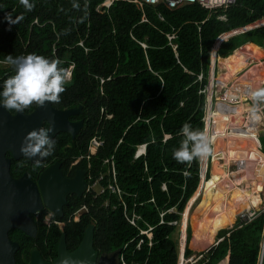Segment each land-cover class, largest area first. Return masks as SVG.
I'll return each instance as SVG.
<instances>
[{"label":"trees","instance_id":"1","mask_svg":"<svg viewBox=\"0 0 264 264\" xmlns=\"http://www.w3.org/2000/svg\"><path fill=\"white\" fill-rule=\"evenodd\" d=\"M105 1L31 0L35 7L26 11L19 0H0L3 6L0 9V61L10 54L18 57L36 53L59 59L63 68L74 64L60 102L51 105L62 108L82 103V116L86 117L88 129L75 142L66 133H60L55 138L56 145L70 143L71 147L63 154L50 155L43 162L50 163L54 159L66 164L73 162L88 153L90 139L99 132L106 139V145L91 161L92 174L97 177L105 172L104 160L114 156L116 181L122 191L120 198L108 192L95 200L90 195L85 201L90 206L88 214L80 222L69 223V215L84 203L83 199L74 198L65 217L52 220L65 223L52 222L47 226L42 218L35 238L10 230V239L19 245L16 264H26L34 247L46 261L56 258L63 232L68 250L75 251L91 223L96 224L94 246L100 254L119 250L128 262L177 264L175 233L178 230L180 234L182 259L188 220L185 210L195 193L192 205L200 199L198 184L206 159L201 158L200 169L199 158L190 163H178L173 152L184 139L180 129L185 123L204 131L206 109L214 110L210 114V129H206L213 140L210 177L222 173L217 163L225 164V172L217 199L201 220L200 230L213 234L226 228L230 218L236 221L243 212L259 210L257 208L264 201L261 196L264 157L255 155L249 148L258 147V141L252 137L257 134L256 126L264 125L263 112L257 114L259 120L253 118L249 99L250 91L264 87V70L258 71L257 67L249 66V62L259 63L263 51L258 47H252L255 53L249 49L236 51L247 42L264 47V27L238 34L220 44L215 54L214 71L220 63L221 71L226 73L217 80L219 84L226 85L228 78L244 70L233 79L231 87L223 91L215 89L217 96L213 104V101L210 105L206 103L214 43L221 35L229 36L239 29L244 32L250 29L249 25L264 20V0H237L227 9L212 12L197 3L171 8L163 1L140 6L135 0H113L109 7L99 8ZM74 2L79 8L73 7ZM7 12L12 13L13 19L23 16L11 30L5 20ZM221 17L224 18L219 19ZM35 20L39 25L33 24ZM212 67L211 62L209 93L214 81ZM14 74L10 65L0 62V91L3 81ZM102 108L105 109L102 111ZM242 113L249 115L245 125L241 123L243 115L233 117V124L229 126L228 117ZM143 144L146 145L145 155L134 159L136 146ZM241 161L235 171L228 169L229 165ZM79 167L87 170V161L83 160L76 168ZM211 186L207 171L203 195L191 221L196 220L210 197ZM107 199L109 206L104 207ZM122 203L129 217L139 216L136 226L125 220ZM162 219L163 224L160 223ZM173 222L177 224H169ZM149 226L153 230L148 237L138 236L140 229ZM220 233L217 237L220 241L215 239L212 243H209L210 237L195 234L190 242L186 234L185 256L203 247L202 258L197 264H218L225 257H228V264H259L264 239V208L241 228L233 226ZM140 238L144 241L136 250ZM149 241L153 243L151 247Z\"/></svg>","mask_w":264,"mask_h":264},{"label":"water","instance_id":"2","mask_svg":"<svg viewBox=\"0 0 264 264\" xmlns=\"http://www.w3.org/2000/svg\"><path fill=\"white\" fill-rule=\"evenodd\" d=\"M249 28L244 32L251 31L252 25ZM234 33L236 35L242 32L234 31ZM217 47L218 44L215 43L210 63L214 60ZM209 68H211V64ZM210 98L209 95L208 101ZM81 107L79 105L73 108L58 109L47 103L45 107L37 106L30 113H11L0 106V264H16L15 253L19 245L10 239L8 234L10 230L15 229L27 237L35 238L37 226L30 216L37 214L45 207L52 212V215L62 218L64 216L63 205L67 203V195L72 193L82 197L86 186L81 176L69 181L64 180L58 173V165H54L40 176L39 194L37 185L32 183L27 175L19 179H14L10 175V161L6 157V153H9L13 159L23 157L19 149L24 137L31 130L43 127L44 124L54 128V131L50 133L53 139L59 132H70L71 124L68 121V116L76 113ZM82 123L80 122L78 125L82 126ZM205 129L206 126H204V131ZM72 135L74 136V133ZM35 159L38 157L28 160L35 163ZM201 166L200 159V169ZM201 179L200 173L199 183ZM95 228L96 224L94 223L86 228L81 244L75 251L68 250L66 234L63 233L54 262L45 261L40 252L33 249L30 253L29 264H119V250L105 255L95 249Z\"/></svg>","mask_w":264,"mask_h":264},{"label":"clouds","instance_id":"3","mask_svg":"<svg viewBox=\"0 0 264 264\" xmlns=\"http://www.w3.org/2000/svg\"><path fill=\"white\" fill-rule=\"evenodd\" d=\"M19 2L26 11H32L35 7L31 0H19ZM2 7L0 6V9ZM73 7L79 8V4L74 2ZM22 19V15L13 19L12 13L7 12L5 20L9 24L8 30H11V26L18 24ZM61 63L57 58L49 59L36 53L18 57L7 55L3 64L10 65L15 74L3 81L0 106L8 112L24 113L33 105L45 107L47 103H59L61 94L66 91V85L70 82V75L65 68L61 67ZM249 95L253 102L252 116L259 120L257 105L264 104V87H257L250 91ZM53 131V127H40L28 132L19 149L22 156L28 159L38 157L35 159V166H41V161L52 155L55 150L56 141L50 136ZM180 132L184 139L180 142L179 148L173 152V158L178 163H190L195 158H205L213 153V140L206 129L200 131L193 129L190 123H185ZM88 154L89 144L88 153L76 159L83 157L88 163L86 159ZM184 240L186 242V236Z\"/></svg>","mask_w":264,"mask_h":264},{"label":"built area","instance_id":"4","mask_svg":"<svg viewBox=\"0 0 264 264\" xmlns=\"http://www.w3.org/2000/svg\"><path fill=\"white\" fill-rule=\"evenodd\" d=\"M113 0H110L109 5L112 3ZM165 2L169 5V7L171 8H176L178 6L181 5H185V4H192V3H197L199 4L202 8L206 9L209 12H212L214 10L220 9V8H225L227 9L228 7L236 4L237 0H135L134 2L138 3L140 6L143 3L146 4H158L159 2ZM106 6V7H109ZM103 6H99V8H101ZM98 8V9H99ZM224 17H221L219 19H223ZM33 24H37L39 25L38 20H35L33 22ZM262 28L264 27V23L262 22L261 24H253V30L257 29V28ZM252 31V30H251ZM250 32V31H249ZM4 63V61H1ZM73 67L74 64L71 63L68 67H66L65 69L68 71L69 75H70V79L72 77V71H73ZM104 81V79H102V82ZM250 102L253 105V102L251 100V98L249 97ZM257 107L259 108L258 113L262 112L264 109V104H260L257 105ZM105 108H102V111ZM257 113V114H258ZM205 126L207 129V123L205 121ZM121 141H119L118 143H120ZM106 145V139L102 136L101 133L97 132L94 137L90 140L89 142V154L86 156V159L88 160V187H87V193L92 195V198L95 200L97 199L99 196L106 194V192H108V194L111 196L112 194H116L119 196L122 194L121 189L119 188L117 181H116V169H115V162H114V156H111L110 158H107L104 160V165L106 167L105 172H101L97 177H95L92 174V169H91V161L93 159V157L98 153V151L103 148ZM145 148L146 145H138L136 146V151L134 154V159L139 158L140 156H144L145 155ZM83 157H81L80 159H82ZM79 159V160H80ZM151 179H149L150 181ZM163 189H166L165 185H163ZM104 207H108L109 206V199H107L105 201V203L103 204ZM123 209H124V217L125 220L127 222H129L133 227L136 226V220L139 219V216H136L134 214H132L130 217L127 215V211H125V204L122 203ZM86 208H84V210H87V206H85ZM116 208V206H114V209ZM260 210H252V211H248V212H243V214L239 215L237 220L235 221V223L233 224V226H236L237 228H241L243 226V224H247L249 222H251L257 215L258 212ZM77 215V214H75ZM164 214L161 215V217L163 218ZM71 218V217H70ZM161 224L164 223V220L162 219V221L160 222ZM172 225H176L177 222H173V223H169ZM153 230V227L149 226L148 229L145 230H139V235L138 236H146L148 237L149 232H151ZM216 239V242L220 241V239ZM143 239L140 238L138 240V243L136 244V250L140 249V246L143 244ZM149 247H151L153 245V243L151 241H149ZM216 244V243H215ZM184 245L186 247V242L184 240ZM126 245L123 247V249H125ZM208 250V248L205 250V252ZM184 253V250L182 251ZM179 256L180 253L178 254V260H179ZM184 262L183 264H197L198 261L202 258L201 254H197V255H189V256H184ZM118 263L119 264H146V262H128L126 260L125 255H123V252H120L118 255ZM177 264H179L177 262ZM259 264H264V239L262 242V251H261V255H260V262Z\"/></svg>","mask_w":264,"mask_h":264},{"label":"flooded vegetation","instance_id":"5","mask_svg":"<svg viewBox=\"0 0 264 264\" xmlns=\"http://www.w3.org/2000/svg\"><path fill=\"white\" fill-rule=\"evenodd\" d=\"M79 105L82 106L81 109L77 110L76 113L68 116V121L71 124L70 132H59L57 135H55L54 140H55L56 136H58L60 133H66L67 135H69L71 137L72 142H75L76 138H79L84 133V131H86L88 129L87 124H86V122H87L86 117L82 116V114L84 112L82 103L78 104V105L71 106V107H62V108H64V109L73 108V107H78ZM36 107L37 106L35 105V107L31 111H29L28 113L32 112ZM55 108H57V107H55ZM62 108H58V109H62ZM11 113H15V112H11ZM80 122H83L82 126L78 125ZM45 125H47V124H44V126ZM46 127H48V125ZM72 133H74V136L72 135ZM70 147H71L70 143H66L65 145H61V143L59 142V143H57V145H55V150H54L53 154L54 155L58 154V153L63 154V152H65V149L70 148ZM6 157L10 161V164H9L10 165L9 166L10 175L14 179H19V178H22L24 175H27V178L30 181H32V183H35L37 185V189H38L39 194H40V176L51 166L58 165V167H57L58 173L64 180L69 181L71 179L77 178L78 176H81L83 181L86 183L83 196L78 197L72 193L67 195V198H66L67 203L65 205H63V215L64 216L61 219H63L65 217V211L67 208H69L72 205L74 198L77 200L83 199L84 203L81 205V207H79L77 210H75L72 215H69L67 222H69V223L80 222V220L84 217V215L88 214V212L90 211V206H89V204H87L85 202L90 197V194L87 193L88 169L86 170L83 167L76 168L78 165L81 164V162L84 160V158H82L80 160L76 159L69 164L64 163V161H61L60 159H56V160L54 159L50 163H44L43 162L44 160H42L41 166L36 167L35 163L31 162L30 160H28L27 158H24V157H21L19 159H13L9 153H6ZM85 206H87V210L86 209L84 210V208H86ZM75 214H77V215H75ZM30 217L33 219L35 226H37L36 234H38V231L40 230V220L42 218H43L42 223L44 225H47V226H51L52 222L56 223L57 225H62L65 223L63 221H52L57 216L52 215V212L49 211L45 207L41 211L37 212V214L31 215ZM91 224H93V223H91ZM33 249H36L38 252H40V250H38V248L34 247L30 250V253ZM30 253H29L28 260H27L26 264H29ZM40 254H41V252H40ZM41 256H42V254H41ZM42 258H43V256H42ZM54 259L47 260V262H54Z\"/></svg>","mask_w":264,"mask_h":264},{"label":"rangeland","instance_id":"6","mask_svg":"<svg viewBox=\"0 0 264 264\" xmlns=\"http://www.w3.org/2000/svg\"><path fill=\"white\" fill-rule=\"evenodd\" d=\"M109 2H110V0H106L101 6H108V4H109ZM264 23V20H260L259 22H256L255 23V25H257V24H261V23ZM260 28V27H259ZM259 28H257V29H259ZM251 30H253V29H251ZM239 31H243V30H241V29H239ZM238 31V32H239ZM250 31V30H249ZM237 32V33H238ZM242 33H245V32H242ZM230 35H233V33L232 34H230ZM229 35V36H230ZM229 36H225V37H220L219 39H218V41H217V43L216 44H218L221 40H223V39H225V38H227V37H229ZM263 58V57H262ZM262 60H264V58L262 59ZM262 60H259L260 62L259 63H262L263 61ZM3 65H5V64H3ZM242 71L243 70H241V72H237L235 75H233L232 76V78L230 79V78H228L227 80H226V85H222V84H219V82L217 81V79H219V77H221V75L222 74H224L222 71H221V64L219 63L218 64V66H217V69H216V72H215V79H216V81L214 80V82H213V86H214V88L216 89H219V88H221L220 89V91H223V89L224 88H226V87H231L232 86V82H233V79L235 78V77H237V76H239V75H241L242 74ZM209 74V73H208ZM210 79H209V75H208V81H209ZM208 83V82H207ZM209 92V91H208ZM208 92H207V86H206V103L208 102V96L210 95L211 96V98H210V102L211 101H213L212 102V104L214 103V101H215V98H216V96H217V93L215 92V90L213 89V91L211 90V92L209 93V95H208ZM212 109V108H211ZM210 109V110H211ZM208 111L207 109L205 110V121H206V118H207V114L209 113V114H212V111H213V113H214V110L212 109L211 111ZM243 116V115H242ZM247 117H249V115L247 116ZM247 117H245V115L243 116V121L241 122L242 123V125H245V123H246V121H247ZM231 118V117H230ZM230 118H229V121H230ZM229 123H231V121L229 122ZM229 135H231L230 133H228ZM261 135L262 136H264V129H262V132H261ZM245 143H247V144H249L248 142H246L245 141ZM261 143H262V146H263V150H264V140H263V138H261ZM213 146V145H212ZM257 150H259L258 148H257ZM213 156H212V154L211 155H209V156H207L205 159H208V168H207V170H208V173H209V178H210V176H211V162H212V158ZM199 159H201V158H199ZM202 165H203V162H202ZM238 166H241V165H236V164H232V165H229V167H228V169H230L231 171L233 170V171H235L236 169H237V167ZM216 167H222V173L221 174H218L219 176H213L211 179H212V182H214L215 184H218V183H220L221 182V178H222V174H224L223 173V165L221 166L220 164H218L217 163V165H216ZM201 168H202V166H201ZM225 172V171H224ZM217 175V174H216ZM220 175H222V176H220ZM215 184H213V185H215ZM218 186V185H217ZM212 188H213V186H212ZM211 188V195H210V197L208 198V200L207 201H205V206H207L208 204L209 205H211L214 201H216V199H217V196H218V194H219V191H217L218 190V187H215V188H213L212 189ZM252 186L249 188V192H251L252 191ZM199 191H201V190H199ZM212 191H215L214 193H212ZM217 191V192H216ZM203 195V193H201V195L200 196H202ZM261 196L263 197V199H264V190H261ZM201 200V199H200ZM198 202H200V201H198ZM198 202H196L195 204H194V209H195V207L197 206V204H198ZM212 202V203H211ZM203 203V202H202ZM186 205V204H185ZM191 205H190V203H188V205H187V209L185 210V212H189V208L188 207H190ZM185 207V206H184ZM193 207V206H192ZM191 207V208H192ZM190 208V209H191ZM208 208H209V206H208ZM264 208V201L262 202V204L257 208V209H259V210H262ZM189 214H190V212H189ZM187 216H188V214H187ZM238 218V217H237ZM198 220V218L195 220V221H197ZM237 220V219H236ZM180 221H181V219H180ZM180 221H179V223H180ZM195 221H192V223H190L189 224V230H190V232H189V234L187 233V228L188 227H186V229H185V236H186V234H188V237L190 236V242H192L193 241V225H194V223L193 222H195ZM235 223V221H234V219L233 218H230L227 222H226V226L227 227H230V228H232L233 227V224ZM225 230H227V229H225ZM222 233H218L217 234V236L216 237H218V235H221ZM175 239L177 240V242H178V248H179V245H180V234H179V231L177 230V232L175 233ZM178 248H177V250H178ZM202 248L203 247H201V248H196L195 250H194V253H197V254H200L201 253V251H202ZM180 249V248H179ZM178 254L180 253L179 252V250H178V252H177ZM182 258H184L183 256H182ZM178 262V261H177Z\"/></svg>","mask_w":264,"mask_h":264},{"label":"crops","instance_id":"7","mask_svg":"<svg viewBox=\"0 0 264 264\" xmlns=\"http://www.w3.org/2000/svg\"><path fill=\"white\" fill-rule=\"evenodd\" d=\"M250 27H251V25H250ZM246 28H248V27H246ZM243 29V28H242ZM238 31V30H237ZM236 32V31H235ZM231 33H233V35H230L229 37H227L226 39H223V40H221L219 43H218V47H217V49L219 48V46H220V44L222 43V42H226V41H228L229 39H231L233 36H236V35H238V34H236L235 35V33H234V31L233 32H231ZM227 34H229V33H227ZM239 34H241V33H239ZM226 34H223V36H225ZM222 36V35H221ZM220 36V37H221ZM219 37V38H220ZM218 38V39H219ZM217 39V40H218ZM217 40H216V42H217ZM215 42V43H216ZM215 43H214V45H215ZM213 45V46H214ZM252 47H258L259 49H262V57L264 58V47L263 46H261V45H259L258 43H253V42H247V43H244L243 45H241V47H238V49L236 50V51H238V50H241V51H243V50H245V49H249L248 51L249 52H251V53H255L254 52V49L252 48ZM213 48V47H212ZM217 51V50H216ZM211 52H212V49H211ZM215 54H216V52H215ZM261 57V60L263 59ZM212 59H211V53H210V61H211ZM214 61V62H213ZM212 62H213V64L215 63V56H214V60H213ZM263 62L262 63H256V62H254V61H252V60H250V62H249V66H251V67H257L258 68V71H261V70H264V60H262ZM211 64V63H210ZM210 64H209V66H210ZM226 69V68H225ZM244 70V69H243ZM224 74L226 73V71H222ZM208 75H209V77H210V68H209V70H208ZM224 74H222V75H224ZM221 75V76H222ZM212 76H213V79L216 81V79H215V71H214V65H213V70H212ZM218 80V79H217ZM208 83H209V81H208ZM208 83H207V85H208ZM206 85V86H207ZM263 114H264V109H263ZM259 114V113H258ZM248 116V114L246 113V117ZM247 120H248V117H247ZM247 122V121H246ZM251 124V123H250ZM253 127H254V125H252ZM258 129V130H257ZM262 129H264V125L261 127V128H258L257 126H256V130H257V134H256V140L258 141V149L264 154V150L262 149L263 148V146H262V144H260V140H261V138H264V136H262L261 135V132H262ZM260 130V131H259ZM262 136V137H261ZM250 148V147H249ZM243 161H241V162H237V164L236 165H238V163H242ZM208 159H206V167H205V170H204V173H205V176H204V182H205V177H206V175H207V168H208ZM202 175H203V173H202ZM223 175V174H222ZM215 176H219L218 174L216 175L215 174ZM222 181V180H221ZM213 184H215L214 182H212V186H213V188H215V187H218V190H219V188H220V184H221V182L220 183H218V186H217V184H215V185H213ZM211 186V187H212ZM204 187V186H203ZM212 188V189H213ZM200 190V189H199ZM198 190V191H199ZM217 190V191H218ZM216 191V192H217ZM201 193H203V189H201V191H200ZM215 191H212V193H214ZM196 194V193H195ZM195 194H194V196H195ZM193 196V197H194ZM193 197L190 199V207H188L189 209V212H190V214H189V212H188V220H187V227L189 228L190 226H189V224L190 223H192V221H191V216H192V214H193V211H194V204L192 205V199H193ZM201 197L202 196H200V199H201ZM200 199L198 200V201H200ZM197 201V202H198ZM196 203V202H195ZM212 203V202H211ZM193 206V207H192ZM208 206L210 207V205L208 204L207 205V207L205 206V204L202 206V208H201V210L198 212V215H197V218H198V220L197 221H195V222H193L194 223V225H193V239H195L194 237V234L195 235H197V236H208V237H210L211 238V240L209 241V243H212L213 242V240H215V238H216V236H217V234L219 233V232H221L222 230H225V229H228L229 227H227L226 226V228H224V229H220V230H218L217 232H214L213 234H206V233H204V232H202L201 230H200V222H201V220L202 219H204V215L206 214V212L208 211ZM192 207V208H191ZM191 208V209H190ZM196 218V219H197ZM187 228V229H188ZM183 244H184V241H183ZM212 245V244H211ZM179 248H180V245H179ZM178 248V250H179V252H180V250H181V248L179 249ZM183 250H184V253H183V255L185 256V245H183ZM191 255H197V253H192ZM179 258H181V254H180V256H179ZM220 264L222 263V264H228V257H225L223 260H221L220 262H219ZM218 263V264H219Z\"/></svg>","mask_w":264,"mask_h":264},{"label":"bare ground","instance_id":"8","mask_svg":"<svg viewBox=\"0 0 264 264\" xmlns=\"http://www.w3.org/2000/svg\"><path fill=\"white\" fill-rule=\"evenodd\" d=\"M109 5V4H108ZM244 29H246V28H244ZM239 31V30H238ZM238 31H236V32H238ZM230 34V33H229ZM232 34V33H231ZM214 82V81H213ZM213 89L215 90V88H214V86H213V84L211 85V90L213 91ZM208 91H209V84H208ZM208 103V105H210V100L207 102ZM261 113V112H260ZM242 115H245L246 116V113H242V114H234V115H231V116H229L228 117V122H230L231 121V123H229V126H231L232 124H233V122H232V120H233V117H235V116H242ZM231 117V118H230ZM229 118H230V121H229ZM207 120H208V122H207ZM206 123H207V128H208V130L210 129V114H207V118H206ZM256 136V135H255ZM252 137V138H256V137ZM223 147H225V146H223ZM222 148V147H221ZM220 148V149H221ZM250 148H252L253 150H254V154L255 155H257V156H263L264 157V154L260 151V150H257V148H255V147H250ZM257 156H255V157H257ZM206 158V157H205ZM202 159H204V158H202ZM202 161V160H201ZM206 167V166H205ZM204 170H205V168H204ZM204 170H203V177H202V179H201V182H200V184H199V186H200V190L201 189H203L204 187V182H203V178H204V176H205V173H204ZM224 170H225V164L223 165V173H224ZM215 176V175H214ZM220 176H222V175H220ZM213 177V176H212ZM212 177H210V179L212 178ZM212 180V179H211ZM218 185V184H217ZM247 212V211H246ZM239 216V215H238ZM183 262H184V258H179V260H178V263L179 264H183ZM220 264V263H219ZM222 264V263H221Z\"/></svg>","mask_w":264,"mask_h":264}]
</instances>
